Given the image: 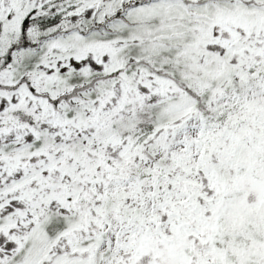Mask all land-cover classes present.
I'll use <instances>...</instances> for the list:
<instances>
[{
    "label": "snow or ice",
    "instance_id": "1",
    "mask_svg": "<svg viewBox=\"0 0 264 264\" xmlns=\"http://www.w3.org/2000/svg\"><path fill=\"white\" fill-rule=\"evenodd\" d=\"M0 264H264V0H0Z\"/></svg>",
    "mask_w": 264,
    "mask_h": 264
}]
</instances>
